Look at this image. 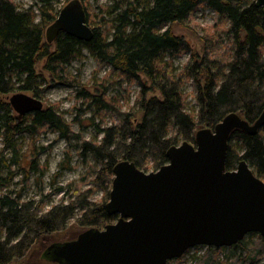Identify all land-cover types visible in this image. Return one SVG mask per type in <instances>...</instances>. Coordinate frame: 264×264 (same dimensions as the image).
Instances as JSON below:
<instances>
[{
    "label": "trees",
    "instance_id": "16d2710c",
    "mask_svg": "<svg viewBox=\"0 0 264 264\" xmlns=\"http://www.w3.org/2000/svg\"><path fill=\"white\" fill-rule=\"evenodd\" d=\"M34 1L39 14L33 7L22 10L13 0H0V133L3 152L10 154L8 159L0 155V264L25 259L47 237L66 231L75 218L77 225L87 230H101L115 223L119 216L108 213L106 205L118 163L128 161L142 171H158L168 164L170 148L181 142L194 143L198 130L214 129L230 113L254 123L264 112V11L256 6V0H119L112 8V20L107 22L101 16L91 42L61 33L52 44L47 42L46 29L56 21L60 11L53 7V0ZM200 4L226 22L220 36L231 44L232 57L222 61L198 54L179 79L159 73L166 57L189 50V43L174 33L171 26L185 21ZM86 13L92 22L87 9ZM84 49L128 79L144 76L161 95L148 99L143 94L137 103L142 113L140 118L135 112H119L118 124L98 127L100 141L84 142L85 151L102 166L99 178L107 177V184L103 181L101 185L106 191V201L97 204L85 192L68 203L45 210L43 201L23 200L20 194L13 196L9 191L2 193L16 174L13 167L23 161L19 156L18 136L34 137L46 128L65 138L75 135L54 106L18 120L6 101L7 96L21 92L39 99L47 84L45 73L54 81H62L66 65L79 59ZM218 50L216 44L211 51ZM41 63L43 67L39 71ZM185 78L193 80L197 114L186 111L182 91ZM82 94L92 100L91 107L112 110L103 97L106 91L103 96ZM241 161L247 162L253 173L264 179V127L254 136L241 130L232 133L227 170H236ZM2 170L8 176L4 177ZM263 249L264 244L248 248L241 241L234 245V251L239 253H233L232 264L256 262ZM46 250L40 261L52 263L44 256ZM213 260L214 257L208 258L204 264H212Z\"/></svg>",
    "mask_w": 264,
    "mask_h": 264
},
{
    "label": "water",
    "instance_id": "95a60500",
    "mask_svg": "<svg viewBox=\"0 0 264 264\" xmlns=\"http://www.w3.org/2000/svg\"><path fill=\"white\" fill-rule=\"evenodd\" d=\"M256 6L264 11V0H256ZM61 33L93 40L80 0L61 9L46 29L47 42ZM9 102L18 120L44 109L41 100L26 93ZM263 127L264 112L254 123L230 113L214 129L199 130L194 143L170 148L168 164L158 171L118 163L106 205L118 220L52 244L44 256L55 264H168L197 246L232 247L251 233L264 237V181L245 161L236 170L226 168L232 133L254 136Z\"/></svg>",
    "mask_w": 264,
    "mask_h": 264
},
{
    "label": "rangeland",
    "instance_id": "374dc122",
    "mask_svg": "<svg viewBox=\"0 0 264 264\" xmlns=\"http://www.w3.org/2000/svg\"><path fill=\"white\" fill-rule=\"evenodd\" d=\"M13 1L20 9L26 10L33 7L39 14L34 0ZM72 1L53 0L52 5L55 10L61 11ZM80 1L85 5L91 17L92 22H88L94 29L100 25L102 17L107 22L113 19L112 8L119 0ZM103 12L105 14H102ZM37 22H40L39 17ZM171 28L174 33L182 36L186 43H189L187 44L189 50L166 57L164 65H159V73H167L173 75L169 76L172 79H179L185 67L198 54L209 55L222 61L230 60L232 57L231 44L221 39L220 36V33L226 28V22L219 20L216 13L205 4H200L185 21L173 24ZM216 44L219 45L218 52L211 51ZM42 67L41 63L39 71ZM65 68L66 74L62 81H54L45 73L47 84L43 87V93L39 100L44 103V109L50 106L58 108L67 123L71 125L75 135L65 138L58 132L46 128L45 131H41L34 137H30L28 134L18 136L19 156L23 158V161L20 165L13 167L16 174L8 189L2 190V193L12 192L13 196L20 194L23 200L43 201L45 210H49L54 205L68 203L85 192L90 193V199L93 202L103 204L106 201V191L101 185L103 181L107 184V177H104V180L99 178L102 166L97 164L89 152L85 151L84 142L100 141L102 135L97 134L98 127L104 129L118 124L116 115L119 112H135L140 118L142 113L139 111L137 103L142 99V96L145 95L148 99L153 96H161L159 91L154 90V84L147 81L144 76L128 79L120 72L101 64L85 49L79 59L66 65ZM185 79L182 91L184 92L186 111L197 114L199 108L195 100L196 92L193 80ZM105 91L106 94L103 96ZM87 92H91L94 96L102 95L110 103L112 110L101 111L96 106L91 107L92 100L82 94ZM18 93L7 96L6 101ZM14 113L17 116L15 111ZM3 141L0 133V155L8 159L10 154L3 152ZM181 144L183 142L177 146ZM32 162H35V165ZM150 172L152 171L147 173ZM2 173L4 177L8 176L5 170H2ZM85 231L87 229L80 228L77 225V218H75L69 222L66 231L47 237L40 247L35 248L25 259L12 264H55L40 261L43 250L55 243L75 240ZM243 241L248 248H256L264 244L258 233L247 235ZM235 251L239 253V250ZM235 251L234 246L211 247V250L207 246H197L189 249L182 258L170 262L171 264H204L205 260L208 258L212 260L214 257L212 264H232ZM247 264H264V253L258 261H251Z\"/></svg>",
    "mask_w": 264,
    "mask_h": 264
}]
</instances>
